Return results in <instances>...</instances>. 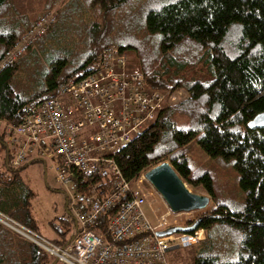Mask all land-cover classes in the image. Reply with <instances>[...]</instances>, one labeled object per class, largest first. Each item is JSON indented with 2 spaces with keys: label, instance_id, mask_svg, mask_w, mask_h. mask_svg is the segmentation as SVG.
<instances>
[{
  "label": "trees",
  "instance_id": "obj_1",
  "mask_svg": "<svg viewBox=\"0 0 264 264\" xmlns=\"http://www.w3.org/2000/svg\"><path fill=\"white\" fill-rule=\"evenodd\" d=\"M56 1L0 0V59ZM94 6L103 16L119 13L129 33L109 41L105 20L81 17ZM58 9L34 45L0 69V218L38 232L32 193L20 176L38 159L11 166L4 126L17 125L69 79L86 75L114 43L135 54L148 88L180 85L191 94L160 110L115 154L122 176L129 180L166 160L185 183L208 193L211 208L188 223L204 234L193 264H264V129L246 128L264 111V0H62ZM78 30L84 40L69 43L67 33ZM57 220L49 221L55 233L49 240L63 245L76 225L71 215ZM55 262L0 222V264Z\"/></svg>",
  "mask_w": 264,
  "mask_h": 264
},
{
  "label": "built area",
  "instance_id": "obj_2",
  "mask_svg": "<svg viewBox=\"0 0 264 264\" xmlns=\"http://www.w3.org/2000/svg\"><path fill=\"white\" fill-rule=\"evenodd\" d=\"M55 17L54 10L40 16L4 52L0 69L32 47ZM190 96L182 86L148 88L125 52L116 46L103 48L86 75L69 79L17 125L4 126L11 166L40 159L57 183L73 189V198L66 194V208L75 233L61 245L4 218L0 222L63 264H167L169 249L197 243L203 230L192 225L191 230L160 235L191 225L177 221L178 213L167 206L161 210L149 201L153 187L144 177L147 169L126 180L114 157L160 110ZM104 213L107 220L100 231L96 225Z\"/></svg>",
  "mask_w": 264,
  "mask_h": 264
},
{
  "label": "rangeland",
  "instance_id": "obj_3",
  "mask_svg": "<svg viewBox=\"0 0 264 264\" xmlns=\"http://www.w3.org/2000/svg\"><path fill=\"white\" fill-rule=\"evenodd\" d=\"M61 1H59L58 3L55 2L52 8H50V10L55 11L57 18H58L57 15L59 11L58 8H59ZM83 6L85 7V9L88 7L87 4L86 5L84 4ZM76 16L77 15H72L71 17H76ZM84 16L88 17L89 21L95 19V21L103 23V21L105 20L108 24V27H103V28L106 29L105 37L109 41L118 40L122 38L123 36H125V34L129 33V29L126 30V28L129 26L128 24L125 25L122 18H120L119 13H117V15L110 14V15L103 16L99 12L97 7L94 6L91 8L89 7L88 10L84 12L81 17L85 18ZM75 21H77V17L75 18ZM67 34L68 35L71 34V39L68 38L69 43L74 44L75 39H78V42H82L84 40L82 36H80L81 34H84L82 30H78V33H74V31H72V33L68 32ZM72 34H76V35L72 36ZM143 43L146 44V41H144ZM108 46H116V45L112 43V45H108ZM125 54L127 56V60L130 66L138 67L137 58L135 54L133 52H127V53L125 52ZM176 86H180V85H174L165 90H169ZM185 100L186 99L181 100V101H185ZM181 101H178L177 103ZM175 104L169 107H172ZM178 119H179V122L181 123L182 122L185 123L186 121V118L182 116H179ZM20 176L23 182H25L28 185L32 193L31 198L29 200V208H30L31 214L34 217L37 227H38V232L36 233L37 236L42 239H46V240H49L50 238L55 237V233L52 231V229L49 226V221L54 220L55 222H57L58 221L57 219L59 217H69L70 216L69 211L66 209V194L69 197L73 198L75 195L73 189L70 186H68L67 188H64L59 183H57L54 179V173L52 169L48 166L47 163H44L40 159L31 162L25 168H23L20 171ZM185 184L188 189H190L191 191L195 193L208 195V193H206L201 187L192 186L188 183H185ZM152 200L155 201L154 204L157 203V205H159L158 207L161 210H165L166 204L162 200L161 196L155 191L154 188H152V194H151V197L149 198V201H152ZM210 208H211V200L209 204L207 205V207L203 210H193L189 212H177L178 214L175 215V219L180 222L190 223L192 222V220H195L196 217L200 215V213ZM149 219L152 220L151 217H149ZM196 244L197 243L191 246H187V247L176 246V247L169 249L166 252V257H165L167 264H193V255H194ZM54 264H63V263L55 262Z\"/></svg>",
  "mask_w": 264,
  "mask_h": 264
},
{
  "label": "water",
  "instance_id": "obj_4",
  "mask_svg": "<svg viewBox=\"0 0 264 264\" xmlns=\"http://www.w3.org/2000/svg\"><path fill=\"white\" fill-rule=\"evenodd\" d=\"M246 128L250 130L264 129V111L254 115L247 122ZM144 177L173 213L203 210L210 202L208 195L195 193L188 189L185 182L166 160L148 168ZM191 229L192 225L181 228L176 227L162 231L159 234L164 235Z\"/></svg>",
  "mask_w": 264,
  "mask_h": 264
},
{
  "label": "bare ground",
  "instance_id": "obj_5",
  "mask_svg": "<svg viewBox=\"0 0 264 264\" xmlns=\"http://www.w3.org/2000/svg\"><path fill=\"white\" fill-rule=\"evenodd\" d=\"M205 208H206V207H205ZM205 208H204V209H205Z\"/></svg>",
  "mask_w": 264,
  "mask_h": 264
}]
</instances>
